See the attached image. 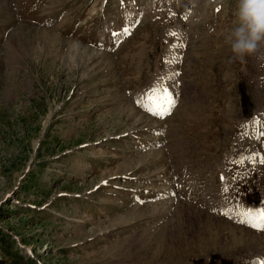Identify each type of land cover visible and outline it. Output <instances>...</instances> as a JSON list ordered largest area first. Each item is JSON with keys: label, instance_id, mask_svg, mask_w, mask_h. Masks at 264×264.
I'll return each instance as SVG.
<instances>
[{"label": "rangeland", "instance_id": "374dc122", "mask_svg": "<svg viewBox=\"0 0 264 264\" xmlns=\"http://www.w3.org/2000/svg\"><path fill=\"white\" fill-rule=\"evenodd\" d=\"M237 3L0 0V264H264L241 223L264 41L233 55Z\"/></svg>", "mask_w": 264, "mask_h": 264}, {"label": "clouds", "instance_id": "9594fccd", "mask_svg": "<svg viewBox=\"0 0 264 264\" xmlns=\"http://www.w3.org/2000/svg\"><path fill=\"white\" fill-rule=\"evenodd\" d=\"M236 24L226 36L231 52L241 62L264 41V0H238Z\"/></svg>", "mask_w": 264, "mask_h": 264}, {"label": "snow or ice", "instance_id": "6c2138e0", "mask_svg": "<svg viewBox=\"0 0 264 264\" xmlns=\"http://www.w3.org/2000/svg\"><path fill=\"white\" fill-rule=\"evenodd\" d=\"M171 35H175V33H170ZM151 99L155 101H159V103L154 104L153 109H147L152 111L154 115H167L172 107H174L175 101L168 93L166 89L163 88H154L153 96ZM244 219L241 220V223H246L250 227L258 231H264V209L261 210H248L243 213Z\"/></svg>", "mask_w": 264, "mask_h": 264}, {"label": "trees", "instance_id": "16d2710c", "mask_svg": "<svg viewBox=\"0 0 264 264\" xmlns=\"http://www.w3.org/2000/svg\"><path fill=\"white\" fill-rule=\"evenodd\" d=\"M10 255H12V253H10ZM13 256V255H12Z\"/></svg>", "mask_w": 264, "mask_h": 264}]
</instances>
